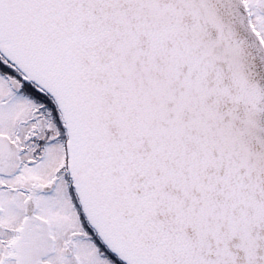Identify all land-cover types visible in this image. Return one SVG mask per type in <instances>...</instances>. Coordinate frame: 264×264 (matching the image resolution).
I'll return each mask as SVG.
<instances>
[{
  "label": "snow or ice",
  "instance_id": "obj_1",
  "mask_svg": "<svg viewBox=\"0 0 264 264\" xmlns=\"http://www.w3.org/2000/svg\"><path fill=\"white\" fill-rule=\"evenodd\" d=\"M0 264H264V0H0Z\"/></svg>",
  "mask_w": 264,
  "mask_h": 264
}]
</instances>
